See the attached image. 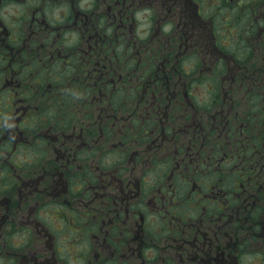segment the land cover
Masks as SVG:
<instances>
[{
	"label": "flooded vegetation",
	"instance_id": "flooded-vegetation-1",
	"mask_svg": "<svg viewBox=\"0 0 264 264\" xmlns=\"http://www.w3.org/2000/svg\"><path fill=\"white\" fill-rule=\"evenodd\" d=\"M81 2L0 0V264H264V0Z\"/></svg>",
	"mask_w": 264,
	"mask_h": 264
},
{
	"label": "clouds",
	"instance_id": "clouds-1",
	"mask_svg": "<svg viewBox=\"0 0 264 264\" xmlns=\"http://www.w3.org/2000/svg\"><path fill=\"white\" fill-rule=\"evenodd\" d=\"M80 6L82 8H86V9L91 8L93 6V0H82ZM10 7L17 9V11L13 13L14 15L19 14V10L22 8V6H20V5H13ZM9 10H10V8H5V10H4V14H5L6 19L8 18ZM68 10L69 9H68L67 5H60L54 14L50 11V17L53 19V22L60 21L63 19V17L60 15V12L63 11L66 14L68 12ZM152 12H153V9H150V8H144V9H141L137 12V17L141 21L140 29L138 30V35L141 38L147 37L149 34L147 29L150 27V24H151L150 16H151ZM172 27H173V25L171 23H166L163 26V30H164V32H169V31H171ZM69 35H71L73 37V41H75V39L78 38L77 33H70ZM4 124H6L8 126H13L11 124L10 117H8V116L4 117ZM7 146L8 145H6L5 147H7ZM2 154L3 153H0V155H2ZM107 162L110 163L111 158H109ZM17 163H23V159H17ZM52 208H55V213H53L51 211ZM60 211H61L60 207H58L56 205H50L49 208L41 209L38 216L41 220H47L52 215H55L56 218L59 219L58 213ZM31 233H32L31 228H20L19 230L12 232L5 239L8 240L11 247L20 248V247H23L24 245H26L30 242ZM89 250H90V240H88V239L83 240V242L77 246V251H83V252L87 253ZM69 264H84V261L82 259L71 258L69 260Z\"/></svg>",
	"mask_w": 264,
	"mask_h": 264
}]
</instances>
